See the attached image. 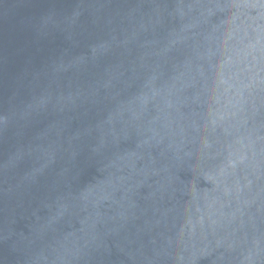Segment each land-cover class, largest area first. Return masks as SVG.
<instances>
[{
  "label": "water",
  "instance_id": "1",
  "mask_svg": "<svg viewBox=\"0 0 264 264\" xmlns=\"http://www.w3.org/2000/svg\"><path fill=\"white\" fill-rule=\"evenodd\" d=\"M0 264H264V0H0Z\"/></svg>",
  "mask_w": 264,
  "mask_h": 264
}]
</instances>
